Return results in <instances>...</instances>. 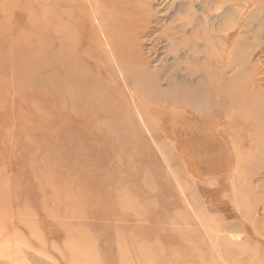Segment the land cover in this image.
<instances>
[{
  "label": "rangeland",
  "instance_id": "obj_1",
  "mask_svg": "<svg viewBox=\"0 0 264 264\" xmlns=\"http://www.w3.org/2000/svg\"><path fill=\"white\" fill-rule=\"evenodd\" d=\"M239 1L0 0V264H264V0Z\"/></svg>",
  "mask_w": 264,
  "mask_h": 264
},
{
  "label": "bare ground",
  "instance_id": "obj_2",
  "mask_svg": "<svg viewBox=\"0 0 264 264\" xmlns=\"http://www.w3.org/2000/svg\"><path fill=\"white\" fill-rule=\"evenodd\" d=\"M53 1V0H52ZM112 1V0H111ZM240 1L238 0V3H239ZM208 4V3H207ZM140 5H142V4H140ZM112 6V5H111ZM181 7H182V5H180ZM201 6V5H200ZM212 6V5H211ZM186 7V6H185ZM190 7V6H189ZM155 8V7H154ZM229 8V7H228ZM228 8H227V10H228ZM232 7H230L229 9L230 10H232L231 9ZM198 10H200V9H198ZM226 11V13L227 14H230V12L231 11ZM244 12V11H243ZM84 13V12H83ZM158 14H159V12H158ZM225 14V13H224ZM84 15V14H83ZM215 15V14H214ZM222 15H223V13H222ZM232 15H233V13H232ZM191 16V15H190ZM209 16V15H208ZM96 17V16H95ZM201 17V16H200ZM216 17V16H215ZM232 18V17H231ZM223 19V18H222ZM154 20V19H153ZM195 20V19H194ZM208 21H209V19H207ZM100 21V20H99ZM212 21V20H211ZM219 21V20H218ZM228 21V20H227ZM195 23H196V21H195ZM98 24V23H97ZM244 24H245V22H244ZM157 25V24H156ZM211 25V24H210ZM216 25V24H215ZM216 27V26H215ZM246 27V26H245ZM208 28H211V27H208ZM244 28V27H243ZM113 29V28H112ZM215 29H218V28H215ZM122 30V29H121ZM199 31H200V29H199ZM207 31V30H206ZM209 32V31H208ZM118 33V32H117ZM188 33V32H187ZM116 34V33H115ZM122 34V33H121ZM207 34H210V33H207ZM110 35H112V34H110ZM212 36V35H211ZM116 37V36H115ZM120 37V36H119ZM207 37V36H206ZM241 37H242V35H241ZM104 38H105V36H104ZM108 38V37H107ZM84 39V38H83ZM183 39V38H182ZM228 39V38H227ZM243 39V38H242ZM200 40V39H199ZM84 41V40H83ZM82 41V42H83ZM148 41V40H147ZM87 42V41H86ZM211 42H212V40H211ZM83 43H85V42H83ZM223 43V42H222ZM199 44V43H198ZM224 44V43H223ZM84 46H86V45H84ZM216 46V45H215ZM218 48V47H217ZM127 58V57H126ZM237 58V57H236ZM235 58V59H236ZM118 59V58H117ZM208 61V60H207ZM118 66V65H117ZM210 68V67H209ZM122 76V75H121ZM121 78V77H120ZM122 79V78H121ZM234 84V83H233ZM156 87V86H155ZM123 89V88H122ZM132 95V94H131ZM138 95V94H137ZM264 98V97H263ZM139 101V100H138ZM140 102V101H139ZM151 102V101H150ZM240 114V113H239ZM92 134V133H91ZM91 139V138H90Z\"/></svg>",
  "mask_w": 264,
  "mask_h": 264
}]
</instances>
